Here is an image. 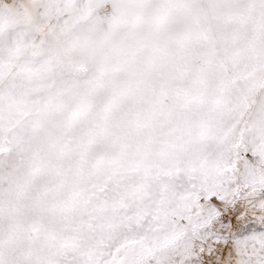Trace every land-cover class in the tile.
<instances>
[{"label": "snow or ice", "instance_id": "1", "mask_svg": "<svg viewBox=\"0 0 264 264\" xmlns=\"http://www.w3.org/2000/svg\"><path fill=\"white\" fill-rule=\"evenodd\" d=\"M0 264H264V0H0Z\"/></svg>", "mask_w": 264, "mask_h": 264}]
</instances>
